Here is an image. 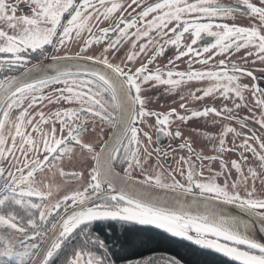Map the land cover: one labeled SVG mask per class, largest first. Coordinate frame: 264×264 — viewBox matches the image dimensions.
Masks as SVG:
<instances>
[{
    "label": "snow or ice",
    "instance_id": "6c2138e0",
    "mask_svg": "<svg viewBox=\"0 0 264 264\" xmlns=\"http://www.w3.org/2000/svg\"><path fill=\"white\" fill-rule=\"evenodd\" d=\"M20 3L28 4L31 15H15L23 11ZM238 13L249 25L228 22ZM203 36L212 42L194 48ZM71 45L77 50L68 51ZM172 49L167 65L187 57V69L150 70ZM241 50L243 63L230 61ZM141 56L146 61L138 60ZM217 56L225 58L211 68L192 67ZM257 61L264 64V0H131L127 8L119 0H0V264H181L175 256L120 255L151 244L153 228L236 264H264V243L255 236L257 227L264 233V140L247 123L254 119L264 131V89L240 82L242 77L256 81L254 71L264 72L247 67ZM186 80L211 82L197 89L201 94L191 92V100L219 93L232 106L187 109L188 98L181 96L185 103L179 107L188 114L147 107L149 87L172 90ZM245 92L259 108V119L234 113L247 107ZM209 116L235 121L239 129L217 120L215 135L206 125L202 133L187 136L170 128V118L187 123ZM147 118H155V125ZM141 125L154 126L157 140L163 135L180 141L178 149L188 155L178 158V168L165 174L159 160L150 163L152 153L140 136L149 145L153 137ZM245 128L251 135H244ZM229 135L243 140L229 147ZM199 139L211 143V154H203V147L196 151ZM175 151L153 148L166 159ZM238 151V158L225 159ZM244 153L252 154V163ZM65 162H76L81 170L65 171ZM57 174L83 183L66 189L54 183ZM96 222L120 225L112 246L93 234Z\"/></svg>",
    "mask_w": 264,
    "mask_h": 264
},
{
    "label": "flooded vegetation",
    "instance_id": "af4514ba",
    "mask_svg": "<svg viewBox=\"0 0 264 264\" xmlns=\"http://www.w3.org/2000/svg\"><path fill=\"white\" fill-rule=\"evenodd\" d=\"M124 1H126V0H119V2H124ZM147 1H149V0H147ZM220 2L232 3V2H234V0H225V1L220 0ZM251 2L257 3L258 0H251ZM132 14L134 15L135 13H132ZM228 22L230 24L236 23L237 25H241V26H246V25H249V23H250L249 19L246 16H244V14H242V13H238L234 20H230ZM106 26H107L106 23H100L99 24V27H106ZM93 31H96V28H94ZM85 35H87V34H85ZM190 40H191L190 36H188L186 34V37L184 39V43H186V44L190 43ZM212 40H213L212 37L203 36L201 38V40L198 41V43L196 45H194L193 47L197 48V49H202L205 44L212 42ZM71 46H73V45H71ZM93 47H96V46L94 45ZM166 47H168V46H166ZM74 48H76L75 45H74L73 49ZM76 50H74V51H76ZM174 54H175L174 49L168 51L167 57H160L157 59L156 62L153 61V63L149 66L150 70L155 69L156 67H163V66L167 65L168 58H171ZM210 54H211V52L204 53L202 58H206ZM243 55H244V50H241V52L232 55L230 57V61L237 62V63H243V61L240 59V57ZM224 58L225 57H223V56H217L214 58V60L210 61L208 65H201V64L193 63L192 67L194 69H200V70L208 69V68L213 67V65L217 64L220 59H224ZM251 59L253 60L254 57H249V61H251ZM187 60H188V58L185 57L179 61H175L174 64L167 65V66L171 70L183 71V70L188 68ZM142 61H146V58L144 57V59ZM247 67L255 68V69H261V68H264V64H261L259 61H257V63L255 65L249 63L247 65ZM10 74L14 75V74H18V73H10ZM253 74L257 77L259 74H262L264 76V72H261V71H254ZM263 80H260L257 78L256 81H253L251 78L242 77L240 82L242 84H248V85H251L252 83L255 82L259 85L260 89H264V81ZM210 83L211 82L206 81V80L205 81H187L186 80L185 83L182 84L180 87H178L176 89H172V90H170L169 86H167V85H158L155 87H149V90L146 93H144V95L148 96L147 107L151 110H154V111H157L160 113H167L170 109L174 108V109H176V111L178 113L188 114V113H186L185 109H180V107H179L180 103H185V101H182L180 99L181 96L188 98V100L186 102V108L187 109L202 110V107L204 105H213V106H217L218 108H220V107H223L225 104H228V106L231 107L232 106L231 102L224 100L222 97L219 96V93L214 94L213 97H206L202 101H195V100L190 99V93L191 92H197V89H203V88L209 86ZM197 94H201V93L197 92ZM245 97H246V101H247V107L244 108L243 110L234 109L233 110L234 113L239 115L240 117H243V116L253 117V114H255V119H259L260 110H259V108H256L254 106L255 101L252 98L251 93L245 92ZM249 109H251V111H249ZM147 119H148L149 124L155 125V118H147ZM170 119L172 120V123L170 124V128L172 130L179 128L186 136L190 135L194 132L197 134L202 133L203 131H205V125L207 127V130H209L211 134L215 135L218 131V124L216 126H213V124H212L213 120H217V121L222 122V123H229L230 126L236 127L239 129V125L236 124L235 121H223L222 117L216 118V117L209 116L208 118H194L192 120H189L187 123L176 121L174 118H170ZM247 123H248L249 127L256 129L257 130L256 134L258 136H260L262 140H264V131H261L259 129V125H257L254 122V119L250 118L247 121ZM141 127H142L143 131L149 132V135H151L153 137L152 143H151V145H149L148 141L143 137V135L141 134V136H140V139L143 143L144 148H147L148 152L152 153L150 163L155 164L157 162V160H159V163L162 166L165 174L167 173V171L171 170V168H178L179 167V165L177 164L178 158L181 155H183V156L188 155L186 150L178 149L177 145L180 143V141L179 140H173L171 137H165L163 135H161L159 140H157L156 130H155L154 126L151 128H147V127H143L141 125ZM109 131H110L109 129L105 128V133H104L105 137L107 136V133ZM242 131L244 132L245 136L251 135V133L248 131L247 128L243 129ZM242 140H243V137H233L232 135H229L226 138V143H227V146L231 147L233 144V141H235L236 144H239L242 142ZM250 143H252L253 147H255L257 149V151H259V145L258 144H256L254 141H250ZM169 146L176 149L175 152H168V157L170 159H166L163 156L157 157L155 152H153V148H158L161 152H165L169 148ZM194 147L196 148V151H198V152L201 151V148L203 147L204 148L203 154H205V155L211 154V147H212L211 143L204 141L203 139L197 140L196 143L194 144ZM240 151H243V150H240ZM141 152L143 153V148L141 149ZM239 155H240L239 151L235 152V153H228L225 156V159L227 160L229 158H238ZM244 155L248 156L249 157V163H252V154L251 153H244ZM195 163H196L197 169H199L201 167L200 163L199 162H195ZM208 165H209V162L204 161L205 168H207ZM211 167L214 170H218V162H212ZM73 170H76V171L81 170V165L76 163V162H73L72 164H68L67 162H65V171L71 172ZM233 176H235L234 171H233ZM52 179H53L54 183L63 184L65 186V188L69 189V190H74V189L80 188L81 184L83 183V181L73 180V179L64 180L58 174ZM84 179L85 180L87 179L86 171H85ZM219 179L222 182L223 177H221ZM80 182H81V184H80ZM256 187H257V196H260L262 194L260 184L257 183ZM110 223L116 224L115 222H110ZM95 224H100V223L96 222Z\"/></svg>",
    "mask_w": 264,
    "mask_h": 264
},
{
    "label": "trees",
    "instance_id": "16d2710c",
    "mask_svg": "<svg viewBox=\"0 0 264 264\" xmlns=\"http://www.w3.org/2000/svg\"><path fill=\"white\" fill-rule=\"evenodd\" d=\"M93 234L100 235L102 239H105L112 246L113 241L121 235L120 225L112 224V227H108L106 225L94 224ZM149 234L155 235V239L151 244L144 247L139 245L130 247L126 252H121L120 255L130 259H139L153 255L175 256L181 260V264H236V262L212 250L202 249L179 237H171L161 230L153 228ZM113 250H115V247Z\"/></svg>",
    "mask_w": 264,
    "mask_h": 264
},
{
    "label": "rangeland",
    "instance_id": "374dc122",
    "mask_svg": "<svg viewBox=\"0 0 264 264\" xmlns=\"http://www.w3.org/2000/svg\"><path fill=\"white\" fill-rule=\"evenodd\" d=\"M224 1H225V0H224ZM8 2H9V3H15L16 0H8ZM130 2H131L130 0H126V1H124V2H120V3H122V4L124 5V7L127 8L128 4H130ZM144 2H145V3H151V2H153V0H149V1L144 0ZM223 3H226V2H223ZM18 9H22L23 11L18 10V11L15 13V15H17V16H20V15H22V14H23V15H31L30 11H28V4H27V3H20V4H18ZM122 11H123V10H122ZM128 12H131V9H128ZM128 12H125V13H124V15H125L126 18H127V16H128ZM117 14L119 15V12H118ZM117 14H116V15H117ZM73 47H74V45H73V46H70L67 50L70 51V52H73L74 50H76V48L73 49ZM158 58H160V57H157L156 60H154V62H156ZM143 59H144V56H141L140 58H138V60H140V61H142ZM248 60H249V58H248ZM251 60H252V59H251ZM138 65H139V63L136 64V66H138ZM256 77H257V76H256ZM257 78L260 79V80H263V79H264V76H263L262 74H259ZM263 81H264V80H263ZM205 175L207 176V175H209V173H208L207 171H205ZM177 178H179V176H178ZM77 184H78V183H77ZM80 184H81V182H80ZM78 185H79V184H78Z\"/></svg>",
    "mask_w": 264,
    "mask_h": 264
},
{
    "label": "water",
    "instance_id": "95a60500",
    "mask_svg": "<svg viewBox=\"0 0 264 264\" xmlns=\"http://www.w3.org/2000/svg\"><path fill=\"white\" fill-rule=\"evenodd\" d=\"M45 63H51V60L49 59L48 61H45ZM227 208V210L229 211L230 214L232 215H236V216H239L240 218L242 219H245V220H248L249 217L243 213V212H240L238 209H236L234 206H225ZM159 230V229H158ZM255 236H256V239L262 243H264V233H260L259 232V229L257 227L256 229V233H255ZM219 254V253H218ZM222 255V254H220ZM227 258V257H226ZM229 260H231L230 258H228ZM232 261V260H231ZM234 262V261H233Z\"/></svg>",
    "mask_w": 264,
    "mask_h": 264
}]
</instances>
